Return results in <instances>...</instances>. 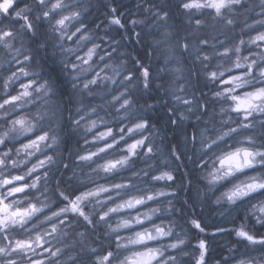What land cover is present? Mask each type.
Masks as SVG:
<instances>
[{
	"label": "snow or ice",
	"instance_id": "snow-or-ice-1",
	"mask_svg": "<svg viewBox=\"0 0 264 264\" xmlns=\"http://www.w3.org/2000/svg\"><path fill=\"white\" fill-rule=\"evenodd\" d=\"M248 13L264 16V0H0V119L10 124L0 133V264H210L226 236L227 251L244 247L249 260L222 252L215 264L264 251V31L243 39L264 19L248 24ZM215 58H234L243 74L225 78L232 68L210 67ZM252 81L261 86L237 93ZM229 139L239 146L224 150ZM73 141L92 148L73 151ZM210 154L201 189L192 172ZM85 167L106 183L77 175ZM145 177L189 194L183 226L152 220L161 209L149 202L175 216L179 191L141 188ZM229 184L216 211L248 205L247 215L210 229L196 209Z\"/></svg>",
	"mask_w": 264,
	"mask_h": 264
},
{
	"label": "rangeland",
	"instance_id": "rangeland-1",
	"mask_svg": "<svg viewBox=\"0 0 264 264\" xmlns=\"http://www.w3.org/2000/svg\"><path fill=\"white\" fill-rule=\"evenodd\" d=\"M258 1L259 0H254V3L255 4H258ZM66 2L67 3H74L75 0H66ZM256 11L259 12V9L257 8ZM248 17L250 18V24H253L254 22L259 21L261 19H264V16L256 15L255 13H248ZM258 29H263L262 31H264V26L260 25L259 23H255V28L254 29H252L250 31L247 29L245 31V34L243 35V39L247 42V41H249L250 37L254 38L257 35V30ZM235 35H238V34L235 32ZM252 47L254 48L255 46L253 45ZM256 50L258 51V49H256ZM242 54H246V52L245 53H242ZM3 55L4 54L2 52H0V58H2ZM232 59H234V58H225L223 60H220L219 58H215L214 61H213V63H212V65H210V67L215 68L217 62L220 63L224 68L231 67L232 68V71L231 72H226L225 73V78H227L230 75H242L243 72H244V69L243 68H240V69L234 68V65L232 63ZM229 86L230 85H217L216 87H219V88H227ZM260 86L261 85H260L259 82L252 81L249 85H246L245 88H243V89H237V93L242 95L244 91H252L256 87H260ZM2 91H3L2 90V80H0V94H2ZM225 107H227V105H225ZM25 110L28 111L27 109H21L18 112L12 113L9 117L14 116L15 114H18V113L19 114L17 116L24 115L25 114ZM9 111L11 112V109L10 108H9ZM2 112L3 111L0 110V114L3 115ZM233 115H235V114H233ZM106 120L109 121V122H111L112 118L111 117H106ZM8 127H10V124H5L4 123V120L3 119H0V133H2L3 131H5ZM99 127H101V126H99ZM88 139L91 140V134H89ZM238 139H242V137L241 138H238ZM228 145L239 146L237 144V141L236 140L229 139L226 145H222V148L224 150H230L228 148ZM113 155L118 157V156L122 155V153H120L119 151H116ZM214 158L215 157L214 156H211V154L209 156H206L205 157V160H207V162H208L207 163V167L202 172L199 171V173H198V176H199V180H198L199 181V184L197 186L198 187H201V189L207 187V181L204 179V177H206L208 175V173L212 170V167H213L212 160ZM140 166L141 167H145L144 165L142 166V164ZM189 167H191V165H189ZM149 171H154V169H150ZM124 175H125V178H126L127 175H130V174L125 173ZM245 178H246L245 176L240 175V179L241 180H243ZM115 181H118V183H119V182H121V178L120 177H116L114 181H109V182H115ZM145 181H147V183L141 182L139 184V187H141V188L154 187L156 190L163 189L164 191H167L165 189V187L162 188V187L157 186V183H161V184L165 185V182L164 181H160V182L149 181L147 177H145ZM150 182L151 183H155V184H151ZM230 186H231L230 184L227 185L226 187H222V188H220L219 186H217L219 188V191H216L215 193H211V192L208 193L207 203L205 204L206 205L205 207L207 209H209V210L211 209L215 213L214 215L218 216L217 219H219V220L221 219L222 220V223H221L222 225L229 226L230 224H232L233 227H237L242 222V218L247 215V208L250 207V206L246 205L244 207L237 208L234 211H231L230 213L225 212L224 215H220L216 211L217 205L214 203L215 197L216 196H219L223 191H227V188L230 187ZM209 197L210 198L212 197L211 200H210ZM160 200L163 201V200H165V198L164 197H161ZM149 204L150 205L152 204V206H154V207H157V205H158L157 203H154V202H149ZM164 209H167V207H164ZM143 211H147L146 210V207L143 208ZM237 215H241V216H237ZM118 219H119V217H115L113 219V221H118ZM243 222L246 223V221H243ZM159 225H161V224H159ZM141 227L142 226H136L137 230H139ZM167 227H168V225L165 226V228H167ZM120 235L121 236H125L126 235V237H127V236L132 235V232H130L127 229H121L120 230ZM234 239L235 238L233 237V241H234ZM151 243H152V246H156L157 245V242H151ZM135 247H138L139 248L141 246H135ZM216 247H217V245L215 243H213L211 245L212 251H211L210 256H209L210 264H215V262L218 260V259H216V255L219 253V249H217ZM246 251H248V250L245 249L244 247H240L238 251L232 252V253H230V255L231 256L233 255V257H236V259H237V257L240 256V254L243 255V253H245ZM246 256H247L246 258H241V259H243L245 261H248L249 260V255H246ZM250 256L253 258L251 264H264V251H261L259 249H253V250L250 251ZM236 259H234L232 261H239V260H241V259H238V260H236ZM220 260H222V259H220Z\"/></svg>",
	"mask_w": 264,
	"mask_h": 264
},
{
	"label": "trees",
	"instance_id": "trees-1",
	"mask_svg": "<svg viewBox=\"0 0 264 264\" xmlns=\"http://www.w3.org/2000/svg\"><path fill=\"white\" fill-rule=\"evenodd\" d=\"M93 2H94V0H93ZM174 2H175V0H174ZM258 3H259V1H258ZM247 23L250 24V18L249 17L247 19ZM246 30L247 29H245V31ZM258 30L259 31H262L263 29H258ZM235 32L238 35H240V33H241V27H237L236 30H235ZM26 112L27 111H25V113ZM18 114H15L14 116L9 117V119H15ZM0 116H2V114H0ZM103 130H104L103 126H101V127H99L97 129V131H103ZM20 139H24V138L21 137ZM25 142H26V140H25ZM15 147L16 148H19L20 147V143L18 141L15 142ZM71 148L73 149V151H75L76 149H85V148L88 149V148H92V145H90V144H84L83 141H81V143L79 145H77L75 143V141H73L72 142V145H71ZM12 155H13V158H15V150H13ZM67 155L68 154L65 152L64 153V158L65 159H67ZM32 161L33 162L35 161V157L32 158ZM142 166H143V164H142ZM161 167H162V165H161ZM189 169H191V167H189ZM8 171H11L12 174H16L17 172H19L20 174H23L24 169L23 168H20V169H11L10 168V169L6 170V172L4 171V175H7L8 174ZM185 171L186 170L184 168H181L180 169V172L176 173L177 177H180L181 175H183ZM198 173H199V170L193 171L192 172V179H193V182L194 183L195 182H198V184H199V181H198L199 180ZM77 175H79V176L90 175L92 177V180H95L97 183H100V184L106 183L105 179L102 178L104 176L103 173L97 174L96 172H91L90 169H88L87 167H85L83 169V171H80L78 169L77 170ZM115 182L118 183V181H115ZM185 183H186V180H185ZM151 184H155V183H151ZM89 186L90 187L93 186L92 181H89ZM157 186L162 187V188L165 187V185H163L161 183H157ZM165 189L167 191H172V190L179 191V189H170V188H165ZM187 195H189V194L188 193H185L183 191H179V198L175 201V208L177 210L175 216L168 215L167 209H164V207H168L167 204H158L157 207H159V208L162 207L161 208V211L157 215L153 216L152 217V220L156 224H161V226H163V227H165L166 225H168V227L171 226L169 224V222L172 221V220H175L178 225L183 226L184 225V218L181 216V214L179 212V209L182 207L183 201H184V199L186 198ZM191 195H194V193H192ZM211 198H210V200H211ZM151 206H152V204H151ZM205 206L206 205L203 206V210L202 211H201L200 208H197L196 211H197L198 214L201 215V218L206 222L207 226L211 229L215 225H217L219 223L221 224L222 223V220L221 219L220 220L217 219L218 216L214 215L215 213L211 209L210 210L207 209ZM152 207H154V206H152ZM146 210H147V207H146ZM142 211H143V209H142ZM237 216H241V215H237ZM116 223H117V221H112L113 227L116 226ZM144 226H147L148 228H151L152 227V222L151 221H146ZM226 227L233 228V225L232 224H230L229 226L226 225ZM177 230H179V229L177 228ZM109 235H115V234L110 233ZM124 237H126V235ZM228 241H233V237L232 236H226L224 239H222L220 241V245H222L223 247L218 246L216 244L217 245L216 248L219 249V253L216 255V259H218V260L222 259V257H221V253L222 252H223V255L224 256H230L231 257V260L236 259V257H233V255L231 256L230 253L227 251V242ZM165 242L166 241H161L160 243H165ZM108 246H109L108 245V241H105V243L103 244V247L104 248H108ZM111 249L113 251H115V243L114 242L111 245ZM246 257H247L246 255L240 254V256L237 257L236 260L241 259V258H246Z\"/></svg>",
	"mask_w": 264,
	"mask_h": 264
}]
</instances>
